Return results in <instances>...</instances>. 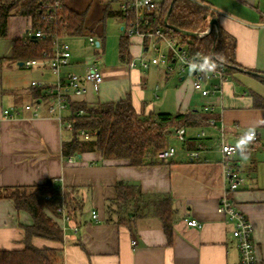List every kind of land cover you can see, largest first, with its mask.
Wrapping results in <instances>:
<instances>
[{
    "label": "crops",
    "instance_id": "0c3cea01",
    "mask_svg": "<svg viewBox=\"0 0 264 264\" xmlns=\"http://www.w3.org/2000/svg\"><path fill=\"white\" fill-rule=\"evenodd\" d=\"M196 1L210 8L219 27L237 44L239 70L227 76L222 95L208 98L194 90L193 70L189 76L178 77L182 85L172 90L177 76L172 77L163 66L131 69L120 59L114 66L101 68L106 37L100 32V23L107 18L108 5L112 11H118L119 5L112 0H64V10L84 17L80 35L66 34L73 57L65 72L84 75L87 66L96 62L103 76L100 85L90 84L85 96H73L70 103L96 107L131 97L135 110L142 115L200 112L215 120L214 125L209 122L184 128L183 144L173 138L176 129H172L167 147H178L176 158L168 164L156 160L142 167L121 160L105 161L97 151L72 158L63 156V143L73 134L48 113V90L32 87L36 78L26 87L5 86L3 70L25 68L11 60L13 43L24 42L33 29L29 17L15 14L9 18L8 36L0 39V108L19 114L0 121V188L42 185L53 180L66 203H79L81 210L70 222L57 219L64 234L62 243L32 239L38 249L61 250L62 264H240L234 225L219 212L220 201L226 195L252 223L257 258L264 263V0ZM120 30L122 38L125 32L121 21ZM94 33L99 35L96 39L100 47L89 43ZM78 40L85 47L76 45ZM130 44L131 61L155 56H149L155 53L139 37L130 38ZM159 45L167 49L163 42ZM34 70L41 76L39 81L49 85L55 82L49 69ZM39 89L42 95L37 97ZM36 100L44 102L39 116L25 110ZM70 103L63 112L66 120L72 111ZM206 106L213 107V111L206 112ZM250 130L257 133L258 141L238 148L233 155L239 186L228 192L222 145L237 147ZM193 151L200 153L199 161L191 160ZM119 183L134 186L140 194L116 214ZM165 198L171 199V236L163 228L161 206ZM93 212L98 214L97 221L93 220ZM187 220H196L203 227H188ZM33 225L29 213L18 211L12 200L0 199V251H23L25 228Z\"/></svg>",
    "mask_w": 264,
    "mask_h": 264
},
{
    "label": "trees",
    "instance_id": "16d2710c",
    "mask_svg": "<svg viewBox=\"0 0 264 264\" xmlns=\"http://www.w3.org/2000/svg\"><path fill=\"white\" fill-rule=\"evenodd\" d=\"M42 0H0V39L8 36V20L12 15L19 14L32 19L33 28L41 27ZM69 26L66 34L80 35L84 17L64 10ZM107 18H120L121 13L112 11L110 5L105 8ZM215 14L204 3L196 0H163L156 13L149 16V28L164 27L169 35L181 40L183 47L192 58L212 56L214 61L226 69V75L239 69L236 61V40L227 35L221 27L214 28L204 37H189L171 30L168 25L185 32L204 31ZM130 37L124 34L120 40L119 54L121 62L130 63ZM49 42L31 41L24 45L23 41L13 43L16 63L33 59H42L44 53H50ZM215 54V55H213ZM42 95V89L35 96ZM263 103V102H262ZM264 106V103L263 105ZM72 109L68 120L73 123L72 139L63 143L62 154L65 158L79 156L86 152H100L105 161L121 160L131 166L142 167L155 163L158 154L163 151L169 141L172 129L202 126L210 122V118L200 112L189 114H139L131 97L118 103H104L89 107L85 103H70ZM85 110L86 115L78 116L77 112ZM81 132L90 135L89 140L81 136ZM118 199L114 203L116 214L131 202L140 190L134 186L119 183ZM0 199L12 200L18 211L29 213L34 225L25 228L26 248L23 251H0V264H62V251L57 249H38L32 245V239L39 237L62 243L64 234L57 219L60 210L66 205L68 214L73 219L81 210L78 202L66 203L61 188L56 187L53 180L42 185L0 188ZM170 198L162 201L163 228L168 236L172 234ZM74 216V217H73ZM120 223L122 221H119Z\"/></svg>",
    "mask_w": 264,
    "mask_h": 264
},
{
    "label": "built area",
    "instance_id": "2783aa9c",
    "mask_svg": "<svg viewBox=\"0 0 264 264\" xmlns=\"http://www.w3.org/2000/svg\"><path fill=\"white\" fill-rule=\"evenodd\" d=\"M119 5L121 13L120 21L123 24L124 32L128 37H139L151 49L155 56L150 59L141 57L129 63L131 69L141 67L144 70L151 66H163L170 74L185 75L190 67L189 62H196L190 57L181 40L177 37L169 35L164 27L156 29L149 28V16L153 15L160 8L157 0H112ZM41 27L33 28L28 31L24 45L31 41L49 42L51 44L50 53H44L42 59H33L24 62L27 69L43 68L49 69L55 77V82L51 85L46 82H33L34 88H46L48 90V99L46 101L47 111L50 115H54L57 120L69 131H73V123L63 117V112L68 109L71 97H83L88 93L90 84L100 85L103 82V76L96 62L87 66L86 73L79 74L76 72H65L71 66L73 51L66 37V30L69 21L64 14V0H42L41 2ZM197 37H204L209 33V27L198 33ZM89 43L92 46L100 47V42L94 35L89 36ZM164 43L169 51L168 55L161 51L160 43ZM159 53V55H158ZM199 62V59L198 61ZM193 87L204 98L222 95L223 84L227 81L226 69L218 67L214 72H201L193 70ZM42 100H36L35 104L26 105L25 110L31 111L35 116H39V107L43 105ZM213 107L206 106V112H212ZM19 114V111H12L0 108V121L12 118ZM78 116L86 115L85 110L77 112ZM210 124L214 125L215 120L211 119ZM2 127L0 125V131ZM81 136L85 140L90 139V135L81 132ZM173 138L179 143L186 142V131L184 128L178 129L173 134ZM254 142L258 141L257 133H255ZM238 148L227 143H223L221 152L223 154L222 164L225 169V179L228 182V192L236 191L239 182L235 178V170L232 165V157L238 152ZM178 154V147L168 146L157 156V161L168 164L173 161ZM192 161L200 160V153L193 151L190 153ZM219 212L228 217L234 225L233 238L237 241L240 253V264H264L260 263L256 254V245L254 243V228L247 216L235 207L229 197L224 196L219 205ZM62 214L61 220L64 223L70 222L71 217L68 214L66 205L60 210ZM93 220H98V214L93 212ZM188 227L201 229L202 224L196 220H187ZM77 232L79 229L74 228Z\"/></svg>",
    "mask_w": 264,
    "mask_h": 264
},
{
    "label": "rangeland",
    "instance_id": "374dc122",
    "mask_svg": "<svg viewBox=\"0 0 264 264\" xmlns=\"http://www.w3.org/2000/svg\"><path fill=\"white\" fill-rule=\"evenodd\" d=\"M100 32L103 33L102 36L105 35L106 37V43H105L106 46H105V49L103 50V58L100 59V62H99L100 67L104 68V67L114 66L115 64L120 63L119 45H120V38L122 35V32L120 30V20L118 18H113V17L106 18L105 21H101L100 23ZM200 32L202 31H198V33ZM94 34H95V37L97 36L99 37L97 33H94ZM75 44L78 46L85 47L84 42H82L81 40H78L77 42H75ZM161 51L163 53H166V55H168L169 53V51L163 47H161ZM152 55H155V54L149 53V56H152ZM190 73H191V70L188 69L186 75L189 76ZM174 76H177V77H176V80L173 82L172 90L175 89L174 88L175 86L182 85V83H180L179 78H178L181 76L176 73H172V77ZM33 78L38 79L37 82H39V78L41 79V76L39 75V73L35 72L34 68L33 69L16 68L15 72H7L3 70V80L5 83V86H9L10 84H15L16 85L15 87H18V88L26 87L28 84H30ZM47 78L49 79L50 76L47 75ZM186 86L187 88L190 87L189 84H187Z\"/></svg>",
    "mask_w": 264,
    "mask_h": 264
},
{
    "label": "clouds",
    "instance_id": "9594fccd",
    "mask_svg": "<svg viewBox=\"0 0 264 264\" xmlns=\"http://www.w3.org/2000/svg\"><path fill=\"white\" fill-rule=\"evenodd\" d=\"M215 55V54H213ZM190 67L193 70H199L201 72H214L218 68V64L214 61L212 56H204L199 58V62H189ZM255 137L254 130H250L246 135L238 142L237 148L244 149L248 144H250Z\"/></svg>",
    "mask_w": 264,
    "mask_h": 264
},
{
    "label": "water",
    "instance_id": "95a60500",
    "mask_svg": "<svg viewBox=\"0 0 264 264\" xmlns=\"http://www.w3.org/2000/svg\"><path fill=\"white\" fill-rule=\"evenodd\" d=\"M166 24L167 26L173 30L174 32L178 33V34H183L185 36H189V37H197V34L196 33H191V32H185V31H182L180 29H177L175 27H172L170 25H168V19H166ZM218 27V21L217 19H211L210 22H209V32H211L214 28H217ZM196 62L198 61L197 58L194 59ZM24 63H19V66H23ZM195 74V73H194ZM251 74H254V73H251ZM256 76H259L257 74H254Z\"/></svg>",
    "mask_w": 264,
    "mask_h": 264
}]
</instances>
